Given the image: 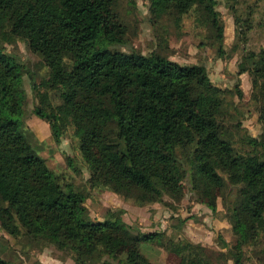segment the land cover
Wrapping results in <instances>:
<instances>
[{"label": "trees", "instance_id": "1", "mask_svg": "<svg viewBox=\"0 0 264 264\" xmlns=\"http://www.w3.org/2000/svg\"><path fill=\"white\" fill-rule=\"evenodd\" d=\"M118 1L0 0V31L26 41L41 57L48 70L42 84L57 90L62 101L49 106L46 94L38 91L42 106L33 112L49 125L57 143L66 126L73 127L92 188L134 193L140 206L162 203L164 196L179 200L188 178L201 203L215 213L225 174L238 188L226 210L235 237L226 255L233 264H243L244 247L264 240V146L246 135L242 142L253 149L236 151L226 123L227 98L241 100L243 92L213 85L203 65L108 48L125 42L126 27L113 9ZM149 3L156 19L180 21L196 12L215 32L218 53H223L217 0ZM243 59L238 74L248 73L253 87L264 93V51ZM20 67L0 49V227L14 237L21 227L29 239L72 254L75 264H124L114 255L118 247L135 256L125 264H155L139 244L158 243L162 233L122 222L121 209L110 214L114 219L86 220V196L63 186L28 142L21 129L26 95ZM261 120L264 124V108ZM169 247L180 257L178 264H211L200 246ZM258 254L264 260V248ZM0 264L14 263L0 257Z\"/></svg>", "mask_w": 264, "mask_h": 264}, {"label": "rangeland", "instance_id": "2", "mask_svg": "<svg viewBox=\"0 0 264 264\" xmlns=\"http://www.w3.org/2000/svg\"><path fill=\"white\" fill-rule=\"evenodd\" d=\"M149 6V0H119L116 3L114 13L126 27L125 42L108 48L125 53L137 51L143 55L155 52L181 64L203 65L213 85L231 91L237 86L243 97L241 100L237 96L227 98L226 118L234 148L240 153L253 149L242 142L246 135L264 146L261 120L264 93L259 85L253 87L248 73L238 74V65L248 53L264 51V26L261 23L264 0H217L216 8L223 25V53L220 55L215 32L196 12H190L180 21L171 17L156 19ZM5 32L0 31V49L21 64L20 82L26 95L21 129L59 182L86 196V220L114 219L110 214L121 209L122 222L136 230L162 233L158 243L139 244L140 252L155 264L179 263L180 257L170 250L171 243L202 247V256L211 264H233L226 255L227 246L235 241L226 210L231 202L236 201L238 188L229 183L227 176L221 174L224 186L216 191L215 213L201 203L188 178L182 181L183 194L179 200L164 196L162 203L143 206L137 204L134 193L109 187L92 188L88 181L89 167L81 155L78 135L74 134L73 127L67 125L60 143H57L51 136L49 125L33 112L36 106H42L37 98L38 91L46 94L49 106L56 108L62 103L57 90L42 84L47 79L48 70L41 57L29 49L26 41L11 38ZM236 123L241 129L236 128ZM20 231L14 237L0 227L1 258L14 264H40L39 255L49 252L68 264H75L72 254L45 241L29 239L21 227ZM260 248H264V240L259 246L244 247L243 264H264L258 254ZM114 255L125 263L135 260V256L123 247L116 248Z\"/></svg>", "mask_w": 264, "mask_h": 264}, {"label": "crops", "instance_id": "3", "mask_svg": "<svg viewBox=\"0 0 264 264\" xmlns=\"http://www.w3.org/2000/svg\"><path fill=\"white\" fill-rule=\"evenodd\" d=\"M40 255L38 257L40 264H68L60 258L53 257L49 252H43Z\"/></svg>", "mask_w": 264, "mask_h": 264}]
</instances>
